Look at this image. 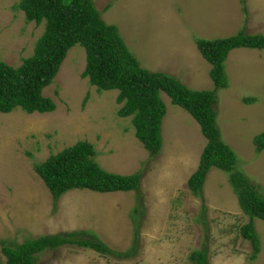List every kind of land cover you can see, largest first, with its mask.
I'll return each instance as SVG.
<instances>
[{"label":"rangeland","instance_id":"rangeland-1","mask_svg":"<svg viewBox=\"0 0 264 264\" xmlns=\"http://www.w3.org/2000/svg\"><path fill=\"white\" fill-rule=\"evenodd\" d=\"M19 1L0 0V61L14 67L33 54L44 31V24L29 23L16 10ZM94 4L105 22L119 28L143 68L169 73L193 89H213L210 66L196 38L264 34V0ZM226 66L230 86L217 91V124L222 139L244 160V174L264 196V150L256 154L254 143L264 132V51L234 49ZM85 67V48L76 44L43 89L56 104L52 113L0 112V242L88 230L117 251L136 240L138 252L121 260L69 245L40 254L37 264H194L190 256L204 248L208 264H264V221L255 220L261 250L253 259L251 243L240 234L249 217L239 207L227 174L213 168L203 197L189 188L208 143L199 123L162 95L167 108L163 144L160 154L152 156L136 137L134 116L118 115L123 106L116 101L118 90L99 93L84 78ZM79 141L95 146L94 159L106 171L142 175V214L130 217L135 192L74 190L54 200L35 166ZM0 260L5 261L1 243Z\"/></svg>","mask_w":264,"mask_h":264},{"label":"trees","instance_id":"trees-1","mask_svg":"<svg viewBox=\"0 0 264 264\" xmlns=\"http://www.w3.org/2000/svg\"><path fill=\"white\" fill-rule=\"evenodd\" d=\"M15 8L25 14L27 22L44 24V31L33 54L19 67L0 61V112L11 113L17 109L30 114L55 111L56 104L43 95V89L52 84L69 50L81 44L86 51L84 78L99 93L118 90L116 101L123 104L118 115L123 118L134 116L136 137L152 156L160 154L163 144L162 126L167 108L162 95L169 97L173 105L185 109L199 123L208 143L198 169L189 179V188L196 196L203 197L206 178L213 168L227 174L239 207L249 217L240 234L251 243L252 258L255 259L261 248L255 220L264 221V196L244 174V160L241 161L222 139L217 124L216 91L230 86L225 68L230 52L242 48L264 51V34L239 32L225 38H196L197 48L211 65L209 76L214 88L193 89L169 73L143 68L126 45L119 28L101 18L94 0H20ZM252 100V97L246 99L247 102ZM254 143L256 154L263 152L264 133L255 136ZM94 157L95 146L88 141H79L37 164L35 170L50 188L54 200L73 190L135 192L136 204L130 217L142 214V175L108 172ZM9 242H0L5 258L0 264H37L40 254L69 245L123 260L135 256L139 245L135 240L125 251L113 250L97 233L88 230L44 235L21 243ZM206 254L204 248L194 251L190 258L194 264H208Z\"/></svg>","mask_w":264,"mask_h":264},{"label":"clouds","instance_id":"clouds-1","mask_svg":"<svg viewBox=\"0 0 264 264\" xmlns=\"http://www.w3.org/2000/svg\"><path fill=\"white\" fill-rule=\"evenodd\" d=\"M26 18V17H25ZM31 23V22H30ZM39 26V25H38ZM198 49V48H197ZM242 49H246V48H242ZM199 50V49H198ZM257 50V49H256ZM233 51V50H232ZM260 51H263V50H260ZM200 52V51H199ZM200 54H201V52H200ZM202 57H203V55H202ZM228 57H229V55H228ZM228 57H227V59H228ZM66 59V58H65ZM203 59L205 60V58L203 57ZM227 59H226V61H225V68H226V73H227V66H226V62H227ZM206 61V60H205ZM207 62V61H206ZM208 63V62H207ZM22 64V63H21ZM209 64V63H208ZM209 66H210V69H211V65L209 64ZM19 67V66H18ZM86 68V67H85ZM210 71V70H209ZM84 72V71H83ZM227 75H228V73H227ZM228 77H229V81H230V76L228 75ZM212 80V79H211ZM212 83H213V81H212ZM213 88H214V85H213ZM229 88V87H228ZM228 88H225V87H222V88H217V91L218 90H222V89H228ZM217 91H216V93H217ZM45 96V95H44ZM220 99H221V96H220ZM219 99V97L217 96V101H219L220 100ZM185 110V109H184ZM50 113H52V112H50ZM264 132H262V133H260V134H263ZM259 135V134H258ZM257 136V135H256ZM37 173V172H36ZM39 177H40V175L39 174H37ZM41 178V177H40ZM42 179V178H41ZM43 180V179H42ZM44 181V180H43ZM46 184V183H45ZM46 186H47V184H46ZM48 187V186H47ZM48 189L50 190V188L48 187ZM74 191V190H73ZM50 192H51V190H50ZM69 192H71V191H69ZM68 193V192H67ZM51 194H52V192H51ZM66 194V193H65ZM65 194H63L62 196H64ZM53 195V194H52ZM61 196V197H62ZM60 197V198H61ZM54 198V197H53ZM260 250H261V248H260ZM260 255V254H259ZM261 255H263V254H261Z\"/></svg>","mask_w":264,"mask_h":264}]
</instances>
